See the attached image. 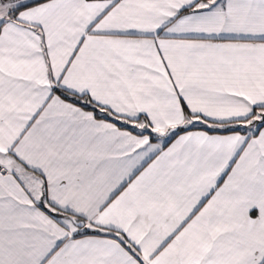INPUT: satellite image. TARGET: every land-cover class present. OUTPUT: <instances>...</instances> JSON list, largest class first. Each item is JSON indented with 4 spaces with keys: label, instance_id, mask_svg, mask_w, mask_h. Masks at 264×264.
Instances as JSON below:
<instances>
[{
    "label": "snow or ice",
    "instance_id": "obj_1",
    "mask_svg": "<svg viewBox=\"0 0 264 264\" xmlns=\"http://www.w3.org/2000/svg\"><path fill=\"white\" fill-rule=\"evenodd\" d=\"M0 264H264V0H0Z\"/></svg>",
    "mask_w": 264,
    "mask_h": 264
}]
</instances>
